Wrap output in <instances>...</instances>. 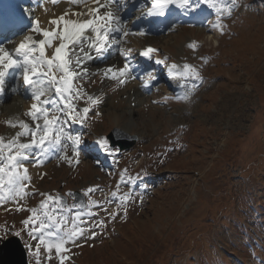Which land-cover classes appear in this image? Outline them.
<instances>
[{
	"label": "rangeland",
	"instance_id": "rangeland-1",
	"mask_svg": "<svg viewBox=\"0 0 264 264\" xmlns=\"http://www.w3.org/2000/svg\"><path fill=\"white\" fill-rule=\"evenodd\" d=\"M238 3L224 20L223 35L211 29L215 16L202 7L186 20L180 16L173 32L121 43L120 49H132L129 60L138 92L121 91L112 79L104 84L99 71L76 81L89 95L100 89L116 102L108 108L93 107L83 124L68 122L82 137L83 160L70 166L55 157L35 189L64 195L99 186L91 195L103 201L115 190L121 170L141 173L143 179L132 186L136 198L128 206L127 219L109 220L103 232L97 229L98 238L80 240V247L69 245L68 264H264V0ZM28 4L24 2L25 8ZM21 38L17 34L11 41ZM192 42L195 49L188 47ZM142 44L159 49L146 63L136 60V47ZM120 55L116 60L124 64ZM164 57L165 64L156 63ZM169 62L200 68L204 79L191 103L164 100L181 91L177 81L172 90L163 82L160 72ZM102 64L105 61L92 65ZM148 71L156 80L146 90L141 77ZM12 74L6 84L10 99L0 98V108L8 102L18 108L27 99L10 91V82H16L15 71ZM77 105L88 106L87 97ZM8 109L0 111V136L5 141L15 133L5 122ZM129 118L126 131L121 127L130 123ZM113 128L137 139L125 150L111 146L115 155H109L96 141ZM66 198L71 205L73 196ZM40 199L36 194L27 203L37 206ZM103 207L111 212L116 203ZM12 208L8 204L0 209V226L15 231L28 213ZM92 210L108 219L101 207ZM27 262L34 264L28 252ZM51 264L58 261L53 258Z\"/></svg>",
	"mask_w": 264,
	"mask_h": 264
},
{
	"label": "snow or ice",
	"instance_id": "snow-or-ice-1",
	"mask_svg": "<svg viewBox=\"0 0 264 264\" xmlns=\"http://www.w3.org/2000/svg\"><path fill=\"white\" fill-rule=\"evenodd\" d=\"M49 3H67L68 7L61 14L49 17L46 25L33 15L34 9L25 8L24 12L31 19L22 39L12 48L0 42V95L5 93L9 73L14 70L16 84L10 91H18L22 82L31 99L24 113L29 120L5 121L20 130L7 141L0 136V206L11 204L14 206L12 211L28 213L21 221L19 230L11 231L7 225L0 226V245L14 237L20 238L34 264H51L53 258L58 264H68L71 260L69 245L80 247V240L87 242L98 238L109 220L115 221L118 216L127 219L128 206L136 198L132 186L142 181L143 177L141 173L130 175L127 169H123L115 190L103 201L92 198L91 193L99 190V186H95L83 190L87 203H76L74 200L69 205L65 197L74 196L71 191L63 196L39 192L32 184V176L26 165L34 163V166H41L53 155L70 166L79 164L83 140L79 133L71 131L68 122L83 124L90 109L100 104L101 97L89 95L82 86L77 87L76 81L90 74L89 61L105 58L121 43H127L126 38L130 35L145 36L148 30L141 27L132 31L131 22L123 18L128 0H43L39 6L45 14L50 12L45 7ZM75 7L81 11H75ZM202 7L211 10L215 16L211 29L223 35L227 28L224 20L232 15L239 3L238 0H143L140 4L143 10L136 19H162L174 10L188 14ZM175 28L176 25L171 24L168 31L173 32ZM188 47L195 49L197 44L192 42ZM158 51L149 46L143 48L139 55L150 60ZM131 52V48L120 49V54L125 58L123 67L99 69L102 79L115 80L119 85L135 79L129 60ZM167 59H156V63L165 64ZM166 67L168 77L177 81L181 91L164 97V100L191 103L204 79L200 68L188 63H172ZM141 79L144 81L141 87L147 90L156 80V75L148 71ZM84 97H87L88 106L79 108L77 101ZM96 143L109 155H115L106 137H99ZM69 148L71 155L68 154ZM123 185L128 186L127 191L121 192ZM36 194L41 197L38 205L29 206V197ZM140 199L142 203L143 197ZM112 203H116V207L108 212L103 205ZM97 207L107 214V220L92 210Z\"/></svg>",
	"mask_w": 264,
	"mask_h": 264
},
{
	"label": "bare ground",
	"instance_id": "bare-ground-1",
	"mask_svg": "<svg viewBox=\"0 0 264 264\" xmlns=\"http://www.w3.org/2000/svg\"><path fill=\"white\" fill-rule=\"evenodd\" d=\"M24 1H26V2H30V8H32V9H34L35 11H34V16H36V17H39L40 18V20L42 21V22H44L45 23V25H46V22H47V20L49 19V17H51L53 14H55V15H59V14H61L62 12H63V10L66 8V7H68V4L67 3H61V4H57V5H52V4H45V7H48L49 9H50V12L49 13H47V14H45L44 13V10H43V8H41L39 5L43 2V0H24ZM132 3H135V1L134 0H128V3H127V6L126 7H130V5L132 4ZM29 5V4H28ZM28 7V6H27ZM127 8V9H128ZM75 11H81V9L79 8V7H75ZM125 12V11H124ZM131 14V11L129 12V13H127L126 15H130ZM126 17V16H125ZM26 18H27V24H26V26L23 28V30L21 31V35H22V37H23V33H24V31H26L27 30V28L30 26V19H31V17H29V15L27 14V16H26ZM130 19V18H129ZM158 20V19H157ZM173 20H174V18H173ZM130 21V20H129ZM135 23H140V20H138V19H134V22H133V24H130V26H131V28H132V31H137V30H134V24ZM164 23V22H163ZM170 24V23H169ZM171 24H173L172 23V21H171ZM142 26V25H141ZM132 35H130L129 37H127V38H137L138 36H132ZM8 38H10V37H5L4 39H0V42H6L5 43V46L6 47H8V48H12V47H14V45H15V43H18L21 39H18L17 41H12V43H8V41H11V38L10 39H8ZM126 38V39H127ZM147 40V39H146ZM167 40V39H166ZM139 41V40H138ZM164 43V42H163ZM121 44L114 50V51H110L109 52V55H110V58H109V60H108V58H107V55H108V53L106 54V56H105V58H103V59H94V60H92V61H89L88 63H87V66H88V68H89V73L90 74H92V73H95V72H97L99 69H103V68H105L106 66H114V67H123V64H122V62L123 61H120V60H116L117 58H118V56H117V53L119 54V52H120V48H121ZM163 46V45H162ZM121 56V55H120ZM121 57H123V56H121ZM120 59V58H119ZM108 60V62H106ZM102 61H105V64H102V66H100V67H93V65L92 64H95V63H99L100 65H101V62ZM100 72V71H99ZM89 74V75H90ZM12 76V71H10V73H9V77L8 78H10ZM111 79H107V78H105L104 79V84H108L109 83V81H110ZM16 84V82L15 83H12V82H10V84H9V86L8 87H10L11 85H12V87L14 86ZM21 84H22V82H21ZM136 85H137V83H136V81L134 80V79H129L128 80V82L126 83V84H124V85H120V90L121 91H124V90H131L132 88H135L136 87ZM106 86V85H105ZM7 87V88H8ZM105 89H106V87H104ZM138 89V88H137ZM136 88H135V90L138 92V90H137ZM140 89V88H139ZM17 92H20V93H23L24 95H26V98L27 99H23L24 101H22L21 102V104H20V107H16V106H13L14 104H11V102H8L6 105L7 106H3V107H1L0 108V111H3L4 109H6V108H9L8 109V113L7 114H4V116H5V119L6 120H12V121H15V120H25L26 122L29 120V117H27V116H25L24 115V113H25V111L27 110V108L29 107V105H30V103H31V99H30V97L28 96V94L25 92V89H24V87H23V84L22 85H20V87H19V89H18V91ZM135 92V91H134ZM136 92V93H137ZM91 93V95H94V96H99V97H101V102H100V104L98 105V107L99 108H108V107H110L111 105H112V103H114V102H116L115 101V98L109 93H107V94H105V93H103V90H100V89H98V90H96V91H92V92H90ZM135 94V93H134ZM6 98H9L10 99V95H8V92H7V90L5 91V93L3 94V100L4 99H6ZM135 99V98H134ZM1 103V102H0ZM1 105V104H0ZM18 106V105H17ZM126 111V110H125ZM130 112V111H129ZM107 116V115H106ZM4 118V117H3ZM130 119V123H127L126 125H124L123 127H121L122 129H124V130H126L127 129V127H129V125L131 124V118H129ZM151 120V119H150ZM128 122V121H127ZM13 131L15 130V133H14V135L16 134V132L17 131H19L20 129H19V127H15V128H13L12 129ZM127 131V130H126ZM22 139H27V138H22ZM83 146L82 145H80V148H82ZM70 155V154H69ZM80 156H81V154H80ZM56 157V155H53V157L52 158H50V159H48L47 161H45L41 166H34V163H28L26 166L29 168V174L32 176V184L34 185V187L36 186L37 187V183H38V181H39V179H41L40 177L42 176V174L44 173V174H47L49 171H50V169H51V165H52V161H53V159ZM83 160V158H81L80 157V161H82ZM56 169V168H55ZM55 174V173H54ZM41 175V176H40ZM92 179V178H91ZM104 180H106V179H104ZM107 181V180H106ZM41 185V184H40ZM33 204V203H32ZM8 205V204H7ZM5 207V205L4 206H0V209H2V208H4ZM14 207V206H13Z\"/></svg>",
	"mask_w": 264,
	"mask_h": 264
},
{
	"label": "water",
	"instance_id": "water-1",
	"mask_svg": "<svg viewBox=\"0 0 264 264\" xmlns=\"http://www.w3.org/2000/svg\"><path fill=\"white\" fill-rule=\"evenodd\" d=\"M107 138L110 145H118L120 149H127L134 144L137 136L129 135L126 132L122 133L118 129L113 128L111 132L107 134ZM73 194L76 203H86L82 193L75 190ZM0 264H28L26 249L19 238L14 237L10 240V242L0 245Z\"/></svg>",
	"mask_w": 264,
	"mask_h": 264
}]
</instances>
